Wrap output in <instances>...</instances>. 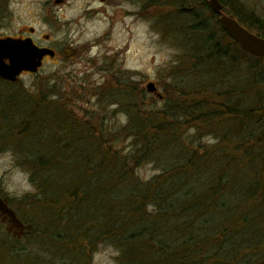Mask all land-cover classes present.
Instances as JSON below:
<instances>
[{
  "label": "trees",
  "instance_id": "trees-1",
  "mask_svg": "<svg viewBox=\"0 0 264 264\" xmlns=\"http://www.w3.org/2000/svg\"><path fill=\"white\" fill-rule=\"evenodd\" d=\"M219 2L224 14L264 39V23L239 0ZM201 5L207 17L184 4L172 13L190 20L171 30L186 35L192 76L177 67L187 76L175 80L163 108L141 112L130 103L131 157L105 148L101 136L74 140L77 147L64 156L62 149L47 152L37 133L29 138L32 127L42 128L36 111L1 95L0 140L18 131L36 157L26 166L35 193L13 200L1 193L0 264H90L100 245L113 247L120 264H264V107L244 102L253 85L264 87V59L244 52L207 2ZM189 125L216 143L183 145ZM150 160L167 168L146 184L129 180L130 165Z\"/></svg>",
  "mask_w": 264,
  "mask_h": 264
},
{
  "label": "rangeland",
  "instance_id": "rangeland-1",
  "mask_svg": "<svg viewBox=\"0 0 264 264\" xmlns=\"http://www.w3.org/2000/svg\"><path fill=\"white\" fill-rule=\"evenodd\" d=\"M201 1L163 0L164 7L158 9L149 0H0V39L31 31L34 35L30 37L38 45L56 52V58L43 62L37 74L23 75L13 84L0 80V102L2 94L11 93L25 109L36 111L42 128L32 127L29 138L32 131L37 133L47 152L56 154L62 149L64 156L70 147H77L75 141L101 136L107 142L105 148L112 147L120 157H131L136 145L125 130L130 103H138L141 112L163 108L175 80L187 76L177 67L182 64L192 76L191 52L182 46L187 43L186 35L181 38L171 30L180 32L190 20L187 15L175 17L172 13H176L175 6L184 4L207 17ZM239 2L264 23V0ZM211 23L217 27L216 19ZM148 83L154 84L161 99L146 91ZM251 93L244 102L264 107V87L253 85ZM256 94L263 98L256 100ZM10 105L6 102L3 107ZM181 134V143L190 148L216 143L211 135H197L190 125ZM29 140L18 131L1 136L0 196L13 200L35 193L26 167L28 157H36L28 151ZM172 154L164 155L169 161ZM130 167L129 180L142 184L167 168L156 160ZM26 186L34 190L24 191ZM117 256L113 247L100 245L90 264H120Z\"/></svg>",
  "mask_w": 264,
  "mask_h": 264
},
{
  "label": "water",
  "instance_id": "water-1",
  "mask_svg": "<svg viewBox=\"0 0 264 264\" xmlns=\"http://www.w3.org/2000/svg\"><path fill=\"white\" fill-rule=\"evenodd\" d=\"M212 13L219 17V23L224 32L232 38L240 48L254 58L264 59V39L241 26L231 15L222 12L219 0H205ZM53 58L55 53L48 48L36 46L30 38L14 40L12 38L0 39V79L15 83L23 72L37 74L43 63V58ZM146 91L156 95L153 83H148Z\"/></svg>",
  "mask_w": 264,
  "mask_h": 264
},
{
  "label": "flooded vegetation",
  "instance_id": "flooded-vegetation-1",
  "mask_svg": "<svg viewBox=\"0 0 264 264\" xmlns=\"http://www.w3.org/2000/svg\"><path fill=\"white\" fill-rule=\"evenodd\" d=\"M34 35V32L33 33H31V31H30V33H28L27 35H22V36H16L15 38H12V39H14V40H25V39H27V38H31V40L33 41V43L36 45V46H38V47H41V48H43V46H40V45H38L35 41H34V39H32L33 37H30V36H33ZM44 41H48L47 39H44ZM53 50V49H52ZM54 51V50H53ZM55 52V51H54ZM56 58V52H55V56L52 58V59H50V57L49 56H45L44 58H43V62H46V61H48V60H54ZM23 75H30L28 72H24L23 74H22V76Z\"/></svg>",
  "mask_w": 264,
  "mask_h": 264
},
{
  "label": "clouds",
  "instance_id": "clouds-1",
  "mask_svg": "<svg viewBox=\"0 0 264 264\" xmlns=\"http://www.w3.org/2000/svg\"><path fill=\"white\" fill-rule=\"evenodd\" d=\"M34 189H32L30 186H26L24 191H33Z\"/></svg>",
  "mask_w": 264,
  "mask_h": 264
}]
</instances>
